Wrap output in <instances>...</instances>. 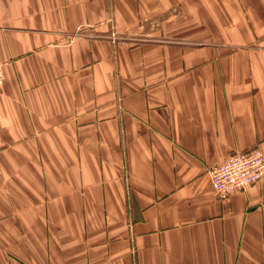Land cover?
I'll use <instances>...</instances> for the list:
<instances>
[{
  "label": "crops",
  "instance_id": "crops-1",
  "mask_svg": "<svg viewBox=\"0 0 264 264\" xmlns=\"http://www.w3.org/2000/svg\"><path fill=\"white\" fill-rule=\"evenodd\" d=\"M0 65V264H264L210 177L264 152V0H0Z\"/></svg>",
  "mask_w": 264,
  "mask_h": 264
},
{
  "label": "built area",
  "instance_id": "built-area-1",
  "mask_svg": "<svg viewBox=\"0 0 264 264\" xmlns=\"http://www.w3.org/2000/svg\"><path fill=\"white\" fill-rule=\"evenodd\" d=\"M75 36L91 37L89 28H78ZM113 44L122 38L116 30L106 37ZM4 73L0 65V90L3 87ZM211 184L220 200H229L236 191H246L252 185L264 180V152L253 149L239 152L210 170Z\"/></svg>",
  "mask_w": 264,
  "mask_h": 264
}]
</instances>
